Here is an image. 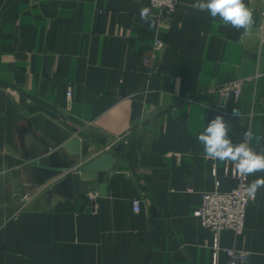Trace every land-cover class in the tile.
<instances>
[{
  "label": "crops",
  "instance_id": "obj_1",
  "mask_svg": "<svg viewBox=\"0 0 264 264\" xmlns=\"http://www.w3.org/2000/svg\"><path fill=\"white\" fill-rule=\"evenodd\" d=\"M244 2L254 19L247 32L194 9L196 0H180L161 27L156 11L152 27L141 20L147 0H0V264H228L231 248L249 253L238 264H264V187L243 233L220 232L216 257L213 233L195 216L201 193L236 184L225 175L234 165L207 159L196 138L208 122L222 116L234 144L250 130V147L264 153V78L224 108L212 94L198 96L264 71V0ZM156 37L165 48L153 73L143 58ZM113 138L116 161L85 195L72 185L49 189L17 212L15 193L51 180L42 182L30 150L46 146L76 169ZM141 197L135 212L131 201Z\"/></svg>",
  "mask_w": 264,
  "mask_h": 264
},
{
  "label": "built area",
  "instance_id": "obj_2",
  "mask_svg": "<svg viewBox=\"0 0 264 264\" xmlns=\"http://www.w3.org/2000/svg\"><path fill=\"white\" fill-rule=\"evenodd\" d=\"M179 1L180 0H147L144 7H149L152 12L156 11V15L154 17L160 27L167 26L171 22ZM156 31L158 33L159 30ZM164 48V41L160 37H156L151 45V54L148 57L143 58L144 62H150L153 73L157 71L156 65ZM261 78H264V71L257 70L248 76L237 77L220 84L207 86L198 93V96L212 94L220 100V102L216 104V107L224 108L225 102L228 98L240 97L246 87L249 85H256ZM134 95L135 93H131L126 97L131 98ZM66 97L68 100L66 110L69 111L72 97L70 89L66 92ZM193 99L194 97H189L187 100L192 101ZM85 124L90 125L91 122H85ZM118 143L119 140L115 138L111 139L109 142L106 141L101 151L103 153H110ZM68 172L74 173L75 169H69L64 172V174L59 176H62L63 178ZM225 175L230 176L235 180L236 184L234 188L226 192L214 190L211 192L201 193V204L199 209L195 212V216L199 219L201 226L209 229L213 233L211 248L213 250L214 257H216L217 253L221 250L219 235L222 230H231L236 236L243 233L246 209L255 199L251 198L247 194L246 188L249 185L247 176L234 172V167L231 170L226 169ZM54 179L55 177L48 182L41 184L31 193H15L16 203L18 205L17 212L27 209L36 201L37 197L41 196L54 186L56 183ZM143 194L144 192L142 191L141 195ZM96 197L97 193H93L90 196L91 202H93ZM145 200H147L145 197H141V199H132L131 205L133 211L138 212L140 210L141 201ZM224 251L228 256V264L246 263L248 260L249 253L247 251H241L234 248L224 249Z\"/></svg>",
  "mask_w": 264,
  "mask_h": 264
},
{
  "label": "clouds",
  "instance_id": "obj_3",
  "mask_svg": "<svg viewBox=\"0 0 264 264\" xmlns=\"http://www.w3.org/2000/svg\"><path fill=\"white\" fill-rule=\"evenodd\" d=\"M193 8L200 12H207L213 19L219 18L225 26L245 32L249 31L254 23L253 13L244 0H196ZM140 18L152 27L155 23L153 13L149 7L140 9ZM239 109L233 108L232 116L239 118ZM230 124L217 115L204 130L196 137L203 145L207 159L228 161L234 165V172L240 175H253L264 172V153L255 152L249 145L252 132L246 131L242 142L234 144L229 136ZM264 187V177L253 180L246 188L248 196L255 198L257 191Z\"/></svg>",
  "mask_w": 264,
  "mask_h": 264
},
{
  "label": "water",
  "instance_id": "obj_4",
  "mask_svg": "<svg viewBox=\"0 0 264 264\" xmlns=\"http://www.w3.org/2000/svg\"><path fill=\"white\" fill-rule=\"evenodd\" d=\"M74 141V142H72ZM65 145H63V148L66 151H69V146L72 143H79L78 139L72 140ZM103 145H105L106 140L102 141ZM121 150L120 146H117L114 148V151L116 153H119ZM78 151L74 152L77 153ZM55 155H53L52 152L48 151V148L46 146H41L40 149L38 148L37 151L30 150L27 153V158L29 160V163L33 165L34 167L38 168L41 174V180L42 182H45L49 179H52L59 174H61L63 171H67L68 168L71 166L70 163L67 161L60 162L55 160ZM115 158L109 154V153H101L96 158L88 161L87 163H84L83 165H80L78 168H76L74 173L78 172L77 176H73L67 173L60 181H58L54 186L50 188V191L57 189V188H63L68 187L70 185L73 186V193H79L80 195H85L88 191L89 186V180H97L99 178V175L104 172H108L111 170L113 164L115 163ZM99 194L103 195L105 194V184L99 183ZM49 191V190H48Z\"/></svg>",
  "mask_w": 264,
  "mask_h": 264
}]
</instances>
